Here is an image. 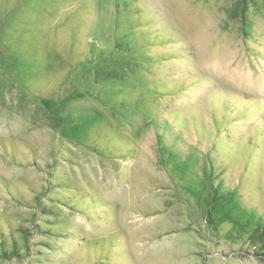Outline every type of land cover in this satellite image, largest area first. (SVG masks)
Returning <instances> with one entry per match:
<instances>
[{"label": "rangeland", "instance_id": "obj_1", "mask_svg": "<svg viewBox=\"0 0 264 264\" xmlns=\"http://www.w3.org/2000/svg\"><path fill=\"white\" fill-rule=\"evenodd\" d=\"M0 264H264V0H0Z\"/></svg>", "mask_w": 264, "mask_h": 264}]
</instances>
